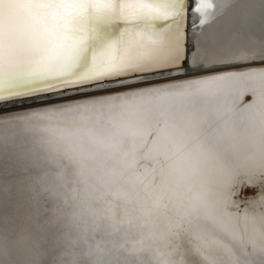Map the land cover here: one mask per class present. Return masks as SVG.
<instances>
[{"label":"bare ground","instance_id":"bare-ground-1","mask_svg":"<svg viewBox=\"0 0 264 264\" xmlns=\"http://www.w3.org/2000/svg\"><path fill=\"white\" fill-rule=\"evenodd\" d=\"M215 4L202 26L188 13L202 59L237 63L240 50L264 48V0ZM261 67L149 76L139 88L108 83L10 108L46 104L0 117V264H237L253 249L261 264ZM239 178L262 189L237 211L228 192Z\"/></svg>","mask_w":264,"mask_h":264},{"label":"snow or ice","instance_id":"snow-or-ice-1","mask_svg":"<svg viewBox=\"0 0 264 264\" xmlns=\"http://www.w3.org/2000/svg\"><path fill=\"white\" fill-rule=\"evenodd\" d=\"M215 7V0H0V101L108 83L132 89L151 83L149 76L243 75L237 70L250 63L264 66V48L242 49L240 62L224 63L202 59L198 45L189 46V9L202 26ZM250 187L239 178L228 195ZM254 254L243 253L237 264H252Z\"/></svg>","mask_w":264,"mask_h":264},{"label":"water","instance_id":"water-1","mask_svg":"<svg viewBox=\"0 0 264 264\" xmlns=\"http://www.w3.org/2000/svg\"><path fill=\"white\" fill-rule=\"evenodd\" d=\"M217 1L218 0H215L216 3H217ZM218 15L219 14H217V16ZM228 18H229V16L226 13L224 15L218 17L219 22L217 24V27L219 29V32H220L223 24L228 20ZM230 19L233 20L232 15H231ZM261 24L262 23H260L259 25H261ZM185 28H186V32H188L187 31L188 30L187 29V20L185 22ZM225 29L226 30H224L220 35L223 36V35L227 34L228 28L226 27ZM74 89L75 88L57 89V90H54L53 92H48V93H34L33 95L27 96V97H13V98L8 99L6 101H0V111L4 110V109H10V108H14V107H20V106H24V105L34 104L37 102H44L46 100L52 99L54 97L52 94H57L59 92H65L67 90H74Z\"/></svg>","mask_w":264,"mask_h":264},{"label":"rangeland","instance_id":"rangeland-1","mask_svg":"<svg viewBox=\"0 0 264 264\" xmlns=\"http://www.w3.org/2000/svg\"><path fill=\"white\" fill-rule=\"evenodd\" d=\"M137 88H139V87H137ZM119 91H121V90H117V91H113V92H110V93H104V94H101V95H113V94H116V93H118ZM116 92V93H115ZM95 96H98V95H94V96H89V97H95ZM247 98H249V97H247ZM77 99H79L78 101H80V99H82V100H84V99H86V97L84 98V97H81V98H77ZM67 100H65V101H58V102H54V103H50L51 105H57V106H63V104H67V102H66ZM69 101H71V99L69 100ZM45 105L46 104H41V105H37V106H31V107H27V108H19V109H17V108H15V109H5V110H1V112H0V117H3L4 115H10V114H12L13 112L14 113H17V112H19V111H27L28 109H34V108H38V107H45ZM48 105V104H47ZM2 114V115H1ZM264 187V182L262 183V188ZM262 188H258V187H250V188H247L245 191H244V193H242L241 194V196H239V197H233V199H234V201L236 202V205H238V207L235 205L234 206V210H237V211H239V210H241V209H243L247 204H248V201L252 198V197H257V195L259 194V191H260V189H262ZM240 202V203H239Z\"/></svg>","mask_w":264,"mask_h":264}]
</instances>
